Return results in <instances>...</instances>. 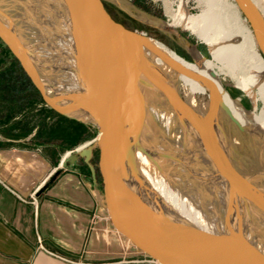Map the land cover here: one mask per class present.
I'll list each match as a JSON object with an SVG mask.
<instances>
[{
    "label": "bare ground",
    "instance_id": "obj_1",
    "mask_svg": "<svg viewBox=\"0 0 264 264\" xmlns=\"http://www.w3.org/2000/svg\"><path fill=\"white\" fill-rule=\"evenodd\" d=\"M25 1L31 7H39L37 14L43 16V28H51L47 30L49 33L46 31L50 40L46 47L49 55L39 61L44 70L56 77L54 84L41 80L46 93H52L50 97L69 116L96 122L91 113L75 109L88 101L89 90L81 35L71 0ZM200 1L203 9L199 16L193 18L181 4L177 12L174 11V21L169 26H183L194 21L200 37L209 43L220 66L197 58L189 62L153 38L132 37L126 40L132 57L142 64L139 71L146 82L139 80L138 83L163 108L160 115L165 130L171 120L177 126V136L173 141L162 133L157 134L148 113L123 88L120 102L129 115V119L122 117L127 140L126 156L134 160L135 168H131V174L140 194L153 206L171 209L180 218L176 222L178 231L187 225L195 235L207 233L222 240L212 225L224 224L232 213L236 218V229L249 233L254 240L252 246L264 252V242L258 243L257 240V235L264 233V179L261 180L264 174V107L259 114L244 110L225 90L219 78L221 73L228 75L234 82H239L255 103L259 100L264 102L263 52L233 0ZM252 1L264 17V0ZM1 17L4 19L0 25L1 33L7 39L9 33L15 35L26 59L32 63L36 55L23 44V39L13 27L14 21L0 8ZM153 69L166 75L178 92V82L183 75L204 85L210 91L211 108L200 115L183 99L181 103L174 100L161 77L151 74ZM180 69L188 72L183 73ZM136 94L139 95L138 92ZM223 102L231 116L220 105ZM167 111L171 113L168 116ZM227 117L240 129L243 127L244 131L249 130L258 137L257 157L263 173L257 171L256 166L247 168L236 157L233 139L224 122ZM160 215L166 222L174 223L177 219L162 210ZM228 239L240 242L236 233Z\"/></svg>",
    "mask_w": 264,
    "mask_h": 264
},
{
    "label": "water",
    "instance_id": "obj_2",
    "mask_svg": "<svg viewBox=\"0 0 264 264\" xmlns=\"http://www.w3.org/2000/svg\"><path fill=\"white\" fill-rule=\"evenodd\" d=\"M71 2L81 35L89 90L88 101L75 109L91 113L96 120L102 197L111 224L136 249L159 264H264V252L249 244L246 231L219 225L221 231L218 233L222 240L207 233L195 235L187 225L178 231L176 222L180 218L171 209L153 206L140 194L131 174V168H135L134 160L126 156L127 140L122 117L129 119V115L120 102V92L127 78L131 80V89L138 94L139 80L146 82L139 71L142 64L132 57L126 40L132 37L149 40V37L115 20L103 0ZM235 2L248 20L264 55V17L252 0ZM2 21L3 17L0 18V25ZM0 37L17 56L45 101L56 111L69 115L46 93L18 38L9 33L7 39L1 31ZM164 61L172 65L167 59ZM180 71L188 72L185 69ZM151 74L161 77L174 100L183 101L166 75L155 69L151 70ZM220 105L231 116L228 107L224 103ZM82 154L90 157L92 152L87 149ZM160 210L176 216V221L166 222ZM233 233L242 238L237 239L242 243L228 239Z\"/></svg>",
    "mask_w": 264,
    "mask_h": 264
},
{
    "label": "rangeland",
    "instance_id": "obj_3",
    "mask_svg": "<svg viewBox=\"0 0 264 264\" xmlns=\"http://www.w3.org/2000/svg\"><path fill=\"white\" fill-rule=\"evenodd\" d=\"M103 1L114 19L125 25L127 28L139 33H144L149 38L161 41L189 62H194L195 58H197L204 63L209 61L211 63L214 62L217 66H220V63L215 60L213 49L209 43L200 37L199 29L194 21H190L183 26H169V23L174 21L173 13L177 12L181 4L185 5V8L193 18L199 16L203 9L200 0ZM233 1L235 2V0ZM0 8L3 9V11L14 21L13 27H15L19 37L23 39V44L29 47L36 55L32 60V64L38 71L40 79L44 83L54 84V80L56 78L55 75L44 70L39 63L42 57L44 58L49 55L48 49L46 48L48 43H50L48 42L50 40H48L49 36H47V32L49 33L51 30L50 26H48V29L43 28V16L41 13L37 14L39 12V7H31V5L25 0H0ZM32 12L34 14H31ZM240 13L244 18V22L247 27L252 30L246 17L241 11ZM179 34L184 36L185 40L178 37ZM6 45L7 49H9L14 57L19 61L9 45L7 43ZM196 49H200L202 55H197L195 52ZM5 52L6 51L0 42V143L18 144L24 142L30 146H56L60 148L59 150L62 154H67L68 160L74 158L82 164L83 159L85 158V156L82 155V152L84 150L91 149L92 155L90 162L94 164L98 180L96 192L99 200L104 206L102 183L98 168L99 148L97 145V139L99 131L96 123L92 120H84L62 114L52 108L45 101L41 92L25 71L20 61L16 71L17 75L21 79L20 90L25 92L22 97H29V99L18 106L14 104L13 100L9 97L8 91H4V88H2V85L7 83L6 81L11 80L9 79L10 77L6 78L3 74L4 66L2 65V61L4 60L2 59V54ZM12 58L13 57L10 58L7 56V59ZM216 69L218 68L216 67ZM219 78L222 81L225 90L239 102L241 108L259 114V111L264 107L263 101L259 100L255 103L247 95L239 82H234V80H232V78L228 75L221 73ZM188 82L189 80L185 76L183 79H179L178 86L182 99L195 111L197 110L196 112L198 114H206V112L211 108V101L207 92L204 89H194L190 83L188 84ZM138 86H140L139 95L131 89V80L127 78L126 84L123 88L124 90L127 89L131 96L148 113L156 133L159 135L162 133L168 140L173 141V139L177 136V126L175 121L171 120V123L168 125V129L165 130V125H163L161 121L163 108L160 107L158 102H155L156 98L153 97L151 93H147L146 90L143 89L141 84L138 83ZM26 90H31V93L26 92ZM55 91L58 92L57 90ZM49 96H53V94L50 93ZM243 109L240 110L243 111ZM166 114L168 116L171 113L167 111ZM224 122L230 136L233 139L236 157L247 168H253L256 166L257 171L261 172L263 167L259 165V158L257 157V145L259 144L258 137L249 130L241 131L240 127L237 124L232 123L228 117L224 119ZM75 125L76 127H74ZM262 158L264 160V147ZM263 177L264 174L261 175V180L264 179ZM105 217V220L110 221V217L106 209ZM252 218L257 219L255 216H252ZM95 221L97 225H100L104 219L96 215ZM226 225L230 226L233 230L236 229L237 223L235 215L232 213L228 215L222 226L225 227ZM218 226L219 225H215L214 227L212 225V229H214L217 234L221 231V229L219 231L220 226ZM246 236L249 238L248 242L251 245L254 240H252L249 233H247ZM238 237L242 240L240 236ZM257 240L258 243L264 242V233L258 234ZM143 258L145 259V255H143Z\"/></svg>",
    "mask_w": 264,
    "mask_h": 264
},
{
    "label": "crops",
    "instance_id": "obj_4",
    "mask_svg": "<svg viewBox=\"0 0 264 264\" xmlns=\"http://www.w3.org/2000/svg\"><path fill=\"white\" fill-rule=\"evenodd\" d=\"M59 149L0 143V264H156L105 220L91 156Z\"/></svg>",
    "mask_w": 264,
    "mask_h": 264
},
{
    "label": "trees",
    "instance_id": "obj_5",
    "mask_svg": "<svg viewBox=\"0 0 264 264\" xmlns=\"http://www.w3.org/2000/svg\"><path fill=\"white\" fill-rule=\"evenodd\" d=\"M0 42L6 51L5 53L2 54L3 57L2 59L4 60L2 61L3 62L2 65L4 66L3 74L6 78L10 77L9 79H11L10 81H6L7 83H4V85H2V88H4V91H8L9 97L13 100V103L18 106L29 99V97L23 98L22 96L25 92L20 90L21 79L16 73L17 66L19 65V61L14 57L12 52L9 49H7V45L2 40L1 37H0ZM6 55L9 56L10 58L11 57L13 58L7 59ZM26 92L31 93V90L30 91L26 90Z\"/></svg>",
    "mask_w": 264,
    "mask_h": 264
},
{
    "label": "flooded vegetation",
    "instance_id": "obj_6",
    "mask_svg": "<svg viewBox=\"0 0 264 264\" xmlns=\"http://www.w3.org/2000/svg\"><path fill=\"white\" fill-rule=\"evenodd\" d=\"M144 34V33H143ZM178 37H181L182 39H184L185 40V38H184V36H182V35H178ZM190 44V43H189ZM176 52V51H175ZM196 54L197 55H202L201 54V51H200V49H196ZM183 76H185V75H183ZM186 77V76H185ZM188 80H189V82H188V84L190 83L191 85H192V87L194 88V89H196V90H205L206 92H207V94H208V96H209V94H210V91L208 90V88H206L204 85H202L201 83H199V82H197V81H195L194 79H192V78H189V77H186ZM231 95V94H230ZM241 131H244V129H240Z\"/></svg>",
    "mask_w": 264,
    "mask_h": 264
},
{
    "label": "built area",
    "instance_id": "obj_7",
    "mask_svg": "<svg viewBox=\"0 0 264 264\" xmlns=\"http://www.w3.org/2000/svg\"><path fill=\"white\" fill-rule=\"evenodd\" d=\"M150 260L153 261L156 264H159L156 260L152 259L151 257H150Z\"/></svg>",
    "mask_w": 264,
    "mask_h": 264
}]
</instances>
